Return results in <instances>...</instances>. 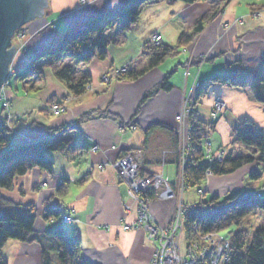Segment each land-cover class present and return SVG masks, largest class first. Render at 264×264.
<instances>
[{
	"label": "crops",
	"instance_id": "1",
	"mask_svg": "<svg viewBox=\"0 0 264 264\" xmlns=\"http://www.w3.org/2000/svg\"><path fill=\"white\" fill-rule=\"evenodd\" d=\"M47 1L49 8L45 10L44 18L33 20L27 26L29 32L36 33L27 44L26 55L29 60L41 51L56 46L63 31H79L84 20L92 16H113L129 2L99 0L91 6L79 8V0ZM224 1L226 0H204L194 4L176 1L169 4L164 0L144 5L140 20L132 31L120 38L119 31L113 29L114 32L109 35L108 55L104 60L96 58L87 68L77 66L76 76L88 73L91 75V92L72 95L67 86L53 75L50 67L41 74V81L34 77L35 79L25 83L16 81L10 86V97L17 115L16 129L25 131L32 140L43 139L50 130L54 131L65 124L73 123L78 126L75 131L61 132L55 138L73 141L74 145L65 154H49L54 164L52 173L39 168L32 169L16 179L17 186L13 190L1 191V195L13 203L33 205L36 208L37 233H47L56 227L54 221L47 222L44 219L46 204L62 205L64 215L70 214L78 221L65 224L66 232L80 234L83 255L90 263L151 264L154 245L147 235L134 230L122 233L118 227L122 214L120 199L125 196V186L116 184L113 169L96 168L100 163L118 159L124 152L141 151L144 157L142 171L145 174L159 173L174 185L178 171L174 116L181 108L182 99L213 74L225 72L227 65L234 61H240L242 66L253 70H264V9L261 18L253 19L249 0L246 4V0H229V5L222 9L219 17L189 45L187 53L174 56L176 59L168 57L157 68L135 80L125 78L101 86L99 79L105 73L122 68L129 62L134 63L136 69L147 65L150 50L146 47L149 48L150 35L160 32L163 44L175 45L178 35L198 17L208 13L212 2ZM177 4H182L179 10L175 7ZM242 6L247 9V14L236 15L230 11ZM163 11L168 12L169 19L161 21L158 26H152L151 18H159ZM144 16L149 19H143ZM241 17L245 18L243 22H235ZM230 22L233 26L225 29L224 24ZM177 24L181 26V30L173 43L167 36V30ZM208 53L212 56L219 55L211 67H206V63L198 69L193 64L187 76L178 74L177 82L172 84L170 91H159L135 114L145 92L159 84L172 69L184 63L190 55L197 59ZM41 62L49 63L48 60ZM208 90L197 112L202 119L213 123L209 137L212 153L230 144L235 128L245 118L257 123L264 134L263 103L241 89L214 84ZM33 93H38L34 100L30 99ZM216 97L227 102V109L218 120L211 115L213 99ZM65 98L68 111L57 119L46 122L51 117L46 111L51 101H64ZM1 115L0 110V117ZM13 140L19 139L15 137ZM95 147L98 148L96 151ZM250 166L256 168L255 165ZM241 174V170H237L231 175L209 177L203 185L204 189L211 195L244 189L238 180ZM61 179L67 183L62 194L57 191ZM73 188L83 190L74 196V203H65L61 197L68 196ZM175 203V198L154 200L151 204L153 216L162 224H168L175 210ZM187 203L194 204L188 193ZM4 248L2 255L9 264L41 263V246L37 244H22L10 240Z\"/></svg>",
	"mask_w": 264,
	"mask_h": 264
},
{
	"label": "trees",
	"instance_id": "2",
	"mask_svg": "<svg viewBox=\"0 0 264 264\" xmlns=\"http://www.w3.org/2000/svg\"><path fill=\"white\" fill-rule=\"evenodd\" d=\"M156 0H129L113 16H93L86 19L83 28L79 33L65 31L55 47L44 50L37 57L49 59L50 65L57 67L62 61H69L75 64H90L94 58L104 60L107 57L106 33L118 24L122 35L129 32L139 21V17L144 5L153 4ZM185 4H194L202 0H179ZM208 13L200 17L188 31H183L179 35L175 47L165 44H157L150 49V57L144 69L137 74L130 72L122 79H137L147 73V70L158 67L170 56H175L179 50L187 47L205 25L214 19L223 7V3L212 2ZM32 73L23 70L18 74V79H27ZM60 82L74 95H81L84 92L85 84L90 82L89 76L78 78L74 74V65L63 66L56 73ZM167 75L162 82L145 94L141 103L148 100L159 92V90L169 91L171 85ZM209 84L219 83L230 87L247 89L250 83L257 84V88L262 84V88L254 93L253 98L264 103L263 92L264 79L256 77L239 63L227 66V70L221 74H213L208 80ZM197 93V98L201 99L207 94V90L202 84ZM191 153L186 176L189 186L195 187L206 180L207 173L214 176H227L237 171V169L259 160L264 164V134L258 130L257 126L249 120L241 123L235 142L245 150V154L229 155L224 160H210L205 153L204 140L211 131L213 124L202 119L198 113L194 112L191 118ZM71 129V125H65L54 131ZM9 134L0 121V264H8L3 258V247L9 240L21 243H40L42 246L41 264H95L86 260L82 253V244L79 234H67L61 223L63 211L60 206L49 207V203L44 208L45 220H52L56 227L48 231L45 236L37 235L34 230L36 215L33 205H20L13 203L1 195V191L13 190L14 181L29 173L32 169L39 168L43 171L52 172L53 161L49 153H64L72 147L73 141H51L49 139L40 140L34 143L23 144L8 148L11 145ZM252 179L259 180L262 172L255 171L251 175ZM65 188L58 190L60 194ZM226 197H212L205 202L201 201L196 205L188 206L185 214L186 240H193L194 226L202 234L210 232L222 233L231 239L230 255L222 264H264V225L250 232V226L246 223L250 217H255L261 212L264 214V197L254 198L253 192H238L227 194ZM219 205L217 212H214L216 205ZM52 237L55 243L47 241ZM48 237V238H44Z\"/></svg>",
	"mask_w": 264,
	"mask_h": 264
},
{
	"label": "rangeland",
	"instance_id": "3",
	"mask_svg": "<svg viewBox=\"0 0 264 264\" xmlns=\"http://www.w3.org/2000/svg\"><path fill=\"white\" fill-rule=\"evenodd\" d=\"M97 1H99V0H95L94 3H96ZM158 1L160 2V1H164V0H156L155 2H158ZM165 1H167L169 4H174L176 1H179V0H165ZM202 1H204V0H202ZM230 1L229 0H226V1L223 2L224 5L221 8V10L219 11V14L222 12V9L223 8H226L229 5ZM249 1H250L249 3L252 5L251 17L253 19H259V18H261L262 15H263L262 10L264 9V2H263L264 0H249ZM179 2H181V1H179ZM198 2H200V1H198ZM94 3H89V0H79V8H82L81 6H83V7L91 6V4H94ZM244 3L246 4V3H248V1L246 0V2H244ZM82 4H84V5H82ZM141 13H142V11H141ZM219 14H217V16L214 19H212L211 21H209V23H207L205 25V28L208 25H210L213 21H215V19H217L219 17ZM44 16H45V14H43L40 17H43L44 18ZM140 16H141V14H140ZM199 18L200 17H198V19ZM36 19H39V17L36 16L35 19L29 20L24 26H21L18 30H16L12 34V36L10 38V44H9V47H8V49H10L13 45L16 47V50L12 54V59H11V61L9 63V66H8L9 67V70H8L7 78H6L5 82L2 84V86L0 87V110H1V114H2L1 117H0V121L3 122L5 130L9 134L10 141H12V142L14 141L13 142L14 145L11 144L8 148H11L12 146L15 147V146H19V145H23V144H29V143H34L36 141H39V140H36V141L35 140H32L25 131H22L21 132L20 130H17L16 129V126H15L16 120L15 119H16L17 115H15L14 109H13V107H14L13 99L10 97V92H11L10 86L14 82H16V81H18V82H24L25 83V82H27V81H29L31 79H35L34 77H36V79H38L39 81H41L40 80L41 77H42L41 74H44V71H45V69L47 67H50L53 75H55V77H57L56 73H57L58 70H60L64 65L71 64V65H74V74L76 75V71L75 70H76L77 66L82 65V66H84V67L87 68V66H89L94 61L93 60L90 64L85 65V64H75L74 62L71 63V62L65 60V61H62V63H60V65L56 69L54 67V65H50V63L46 64L44 62H41V61H44V60H48L49 61V59H47V58H40V60H37V57L40 54H38L37 56H35L34 58H32V59L29 60V58H28V56L26 54H27V46H28L27 44H28V41L31 38L29 37L30 34H29L28 29H27V26H28V24L31 21L36 20ZM244 19L245 18H242L241 17V19L236 20L235 22L241 23V22H243ZM196 21L193 24H190L188 26V28L187 29H184L183 31H188L191 28H193V25L196 23ZM232 26L233 25H232L231 22L230 23H227V24H224L225 29H229ZM82 28H83V26H82ZM114 28H116L119 31V37L120 38H122L125 35V33H124V35H122L121 31L119 30L118 24H115L114 27L112 29H110L106 33V35H107L106 36V39L108 41V44L110 43V37H109V35H111V33L114 32V30H113ZM133 28H132V30H133ZM205 28L203 29V31L205 30ZM81 30L82 29H80L79 31H76V32L74 31V32L75 33H79ZM65 31L73 32L72 30H69V29H67ZM65 31H63V33ZM63 33H61V35ZM201 33L202 32H200L199 35ZM61 35L59 37V40L61 38ZM199 35H197V36H199ZM197 36H196V38H198ZM196 38L194 40H196ZM148 39H149V48L150 49L153 48V47H155V46H157V44H163V42H162L163 39H162V35H161L160 32L153 33L152 35H150V37ZM178 39H177V42H178ZM59 40H58V42H59ZM177 42H176V44H177ZM176 44L175 45H170V46L171 47H175ZM189 45L187 47H184L181 50H179L178 53L175 56H179V54H181L182 52L187 53V51L189 49ZM107 47H108V45H107ZM146 48L148 50H150L148 48V46ZM106 52H107V49H106ZM107 55H108V52H107ZM186 56H189V55H186ZM218 56H214V55L212 56V54L208 53V54H203L200 57H198L197 59H195V58H193L190 55L189 57H187V60L184 63H181V64H179V66H176L174 69H172L173 71H171L169 73V74H171V77L169 78V82H171L170 80L172 78H174L173 75H176V74H179L180 73L183 77L187 76L188 71L190 70V67H192L193 64H195V66L198 67V69H200L201 66L204 65V64H206V63H207L206 64V67L207 66L211 67V64L213 63L214 59L216 57H218ZM96 58H94V59H96ZM174 58L176 59L177 57H174L173 56V59ZM197 60H199V61H197ZM236 62L239 63L242 66V63L240 61H234L232 64H228L227 66H232ZM38 63H40V64L42 63V64L41 65H38ZM145 66H143L142 68H137L136 69L135 64L129 62V63L126 64V66H124L122 68L115 69V71H111L109 73H105V75H103L101 78L104 79V80L105 79L106 80L109 79V81H110L109 83L115 82V81L121 80L124 76H126L130 72H132V74H137L139 71H141L142 69H144ZM242 67H245L246 69H251V68H248L246 66H242ZM155 68H157V67H155ZM155 68H153V69H155ZM153 69H150V70H153ZM23 70H29V71H31L32 75H31V77H29L27 79H24V80L23 79H20L19 80L17 76ZM251 70H252V73H255V76L256 77H260V78L264 79V70L261 71L260 69L258 70L257 68L256 69L254 68V70L253 69H251ZM148 71L149 70H147V72ZM169 74H167V75H169ZM217 74H221V73H217ZM84 76H89L90 82L87 83V84H85L84 92L81 95L85 94L86 92L93 91L92 90L93 89V85L91 84V75L88 73V74H85ZM84 76H76V77H78V78H84ZM141 76H143V75H141ZM166 76H164V78ZM208 80H206V81H204V82L201 83V85L203 84L204 87L206 88L207 94H208V91H209L208 89L212 85H214V84L221 85L219 83L209 84L208 83ZM157 85H159V84L154 85L149 90H151L152 88L156 87ZM200 86H197V87L195 86V88L192 90L191 94L189 93L186 97H184L182 99L181 108L179 109L178 113L174 116V123H176L175 134H177L176 140H175V145H176L175 146V151L176 152L178 151V153H181L182 155L185 154V152L188 151L187 150L188 144H187V140H186V135L190 131L189 126H190V124H192L191 123L192 115H193L194 112L198 113L197 112V108L201 104L202 98H204V96H206V95H204L201 99L197 98L198 97L197 96V93L199 91L198 89H199ZM221 86H223V85H221ZM224 86H227V85H224ZM228 87H230V86H228ZM258 87L259 88H262V84H260ZM171 88H173V85H172ZM259 88H257V84L254 83V85H253V83H250L249 87L246 89L247 90L246 92H248L250 94V96L253 98L254 93H256L259 90ZM36 89H39V88L36 87ZM236 89H239V88H236ZM159 91H165V90H159ZM147 92H145V94H147ZM260 92H263V96H264V88L262 90H260ZM157 94H159V92ZM157 94H155L154 96H156ZM144 96H143V98H144ZM154 96H152V97H154ZM152 97H150V98H152ZM143 98L138 103L139 106H138V109L135 112V114L138 113L139 110L141 109V107L145 104V102L149 100L148 99L145 102L141 103V101L143 100ZM213 100L214 101H213V106H212V109H211V115H212V117L215 120H218V119L221 118V116L224 113V111H226L227 105H225L224 109H222L223 106H220L221 104H218L219 102L220 103L222 102L221 98L216 97ZM223 103L227 104L226 101L223 102ZM260 103H263V102H260ZM46 111L49 112V114L51 116H54V115H57V114L64 115V113H66L68 111V107H67V103H66V98L64 99V101H61V100H59V101H55V100L51 101V103L47 107ZM181 115H183L186 119H184V117L183 118H179V116H181ZM245 120H249L251 123H253L255 126H257L258 130H260L262 132L261 128L259 127V125L257 123H255L251 119L245 118L235 128V133H234L233 138L230 141V144L226 145L223 148L221 147L220 149L216 150L214 153H212L211 150H210V152L208 154L206 153L208 155V158L210 160L217 159L219 161H222L227 156H229L231 154L232 155H236V154H240L241 153L242 155L243 154L247 155L248 152H246L245 150H243L240 147V145L237 142H235L236 135L239 132L238 129H239L241 123L244 122ZM77 124H79V123H77ZM65 125H71V129L62 130V131H51L50 130L49 134H47L46 137H44V138H48V139H50L51 141H54V142L55 141H64V140H57L55 138L58 137V134H60L61 132L75 131L76 130V127H78L76 124H73V123H71V124H65ZM61 127H64V126H61ZM61 127H59V128H61ZM208 132H209L208 133V136L205 139H209V137H210V131H208ZM15 137H18L19 140H16V141L13 140ZM97 149L98 148L95 147L94 148V151H96ZM68 150H70V149H68ZM68 150H66V152ZM66 152H64L63 154H65ZM1 153H2V150L0 149V154ZM124 153H127V152H124ZM124 153H122L118 157V159H116V161L114 163H111V164L109 163V167L106 166L105 168H111V169H113L114 174L117 175L119 178L122 179V184L125 187L130 188L131 185H134V184H136V185L142 184V182L145 179H150V183L149 184L148 183H145V185L147 187L150 186L149 188H151V189L153 188L154 190L152 189L153 190V193H151L152 197L149 198L148 202L150 200H152V199L161 200V201L170 200V199H173L174 200V198L176 199V203H175V206H174L175 210L173 212V215L171 217V220L169 221V223L165 227L167 231H168L169 228L171 229L172 227H173V230L174 231L175 230L176 231L178 230L174 234V236L171 234V236H170L171 238H168V241H170L172 243V245H167L166 244L167 246L163 247V245L160 243L159 239L156 238L157 236H155V239L154 240H152L153 238H150V240H149V241H153L155 243V245H154V249L155 250H153V252H154L153 254H154V257H155L156 260H152L153 261V264L154 263L164 264L163 260H164V257L167 255L166 254V251L173 252V249L174 248H177V247H178V249H180L179 244L181 243V240L178 239V237H176L175 235L178 234V233H180V232H183V230H184L183 229L184 228V225H185V219H184V217H185L186 211L188 210V207L187 206H189V204L187 203V200H186L187 198L185 197L187 195H184V191L182 190V187L179 186L180 183H181V179H180V176L178 175V173L176 175L177 176V180L175 182L176 185L175 184L172 185L164 177H162V175L159 174V173L145 174L142 171L141 165L144 162V157H143V154H142L141 151H136V152H133V153L130 152V153H127L126 156L124 155ZM184 160H185V158H184ZM107 165H108V162H107ZM121 165H122V167H125L126 168L125 172H119L120 171V168L119 167ZM238 170H241V172L243 173V174L240 175V177H239L240 179L238 178V180H239V182H241L240 183L241 184V188L243 187L244 189H241V190H238V191H233V192L227 191L225 193H221V194H217V195H211V194H208L209 192H207L203 188V186L200 184L198 186L189 188L188 191H187V193L190 195V197H192V199L194 201V204H190V206L196 205V203H199L201 201H204L205 202L207 199L212 198V197H217L218 196L221 199V197L228 196L227 194L238 193V192H249V191H251L254 194V198H260L261 196H264V194H262V192L264 190V165H263V163L261 164V166H258V168H255V169L252 168L250 165H245V166L239 168ZM255 170L262 172V177L259 180H254L253 181L251 175L255 172ZM52 172H49V173H52ZM209 177H216V176L210 175L209 173H207L206 179H208ZM221 177H223V176H221ZM167 184L172 185L174 187V189L171 188V187H169ZM60 185H61V187H59L58 190H60L63 186H64V188H66L67 183H66V181L64 179H61L60 180ZM128 185H129V187H128ZM14 186H17L16 180L14 181ZM153 195H155V196L153 197ZM141 196L142 195L139 196L140 199H141L140 209L146 211L147 214H148L147 217L148 218H151V215H153V213H152V209H150L149 206H151L152 203L146 205L148 203V202H146V203L143 204V200L144 199H143V196L142 197ZM218 206H219L218 204L216 206H214L215 207L214 212H217L218 211V209H219ZM145 208H147L148 211L145 210ZM149 210H150V212H149ZM138 211L139 210L137 209L136 212H138ZM136 217L137 216H135V218ZM135 218H134V223H137L138 221H136ZM182 220H183V227L182 228L181 227L177 228V224L178 225H181ZM75 222H78V221L75 220ZM246 224L248 226H250V232L252 233L253 231H255L258 228V226H263L264 225V214L261 212L259 215L255 216V217H250V219H248V222ZM154 227L160 228L159 226H157V225L154 224V226L150 229V231H153V233H151V236L152 237H154L153 235L155 233V230L153 229ZM196 228H197V225L194 226V229H195L194 232L198 233V235L197 236H194L195 238L193 240H186V237L184 235H182L181 238H182V241L184 242V249H183L184 251L187 252L188 251L187 249L189 247V244H191L190 245L191 247L196 246V247L193 248V250H194L193 253L194 254H197L198 257H201V255L203 254L202 251L204 249L203 248L204 246L208 248V246H207L208 244L210 246L215 244V247H209L208 250L205 249V250H207L206 251V256L209 255V253H211L212 251H214V253L218 254L219 251H218V249L216 247V244H221V246L223 248H220V249L222 250L223 254L230 255V252H231V249L229 247L230 246V243L227 242V241H229V242L231 241L230 238L229 239L218 238L217 236H219L220 233H216V232H210V233H208V235L207 234H202L201 231L199 229H196ZM128 230L131 231V229H128ZM160 230H162V228H160ZM164 230H162V231L164 232ZM219 240H221L222 242H219ZM22 244H25V243H22ZM29 244H33V243H29ZM225 244H228V245L225 246ZM210 248H213V250L210 249ZM196 249H198V250H196ZM199 249H201V250H199ZM164 252H165V255H164ZM198 253H201V254L199 255ZM157 255H159V256H157ZM222 255H221V258H222L223 261H225L228 256L225 257V256H222ZM177 256L180 257L179 255H176V257ZM156 257H158V258H156ZM183 258L185 259V257H183ZM183 260L182 259H180V260L177 259L176 262L178 264H186ZM199 260L200 259H198V261ZM201 260L202 261H200V264H216L217 263L216 261L215 262H213L211 260L207 261V260H205V258L204 259H201Z\"/></svg>",
	"mask_w": 264,
	"mask_h": 264
},
{
	"label": "bare ground",
	"instance_id": "4",
	"mask_svg": "<svg viewBox=\"0 0 264 264\" xmlns=\"http://www.w3.org/2000/svg\"><path fill=\"white\" fill-rule=\"evenodd\" d=\"M48 5V4H47ZM82 5H84V4H82ZM81 7H83V6H81ZM46 9H44V14L46 15V11H45ZM93 17V16H92ZM39 18H40V16H39ZM41 18H43V17H41ZM84 22H85V20H84ZM29 37L32 39L33 37H35L36 36V33H33V32H29ZM180 35V34H179ZM28 37V38H29ZM179 37V36H178ZM47 49H49V48H47ZM46 50V49H45ZM44 51V50H43ZM43 51H41V52H43ZM149 59V58H148ZM148 59H147V61H148ZM148 63V62H147ZM237 63V62H236ZM235 64V63H234ZM65 66V65H64ZM250 72H252V70L251 69H248ZM173 79H171L170 81L171 82H169L170 83V85L171 84H174L175 82H177V78H178V74H176V75H173ZM110 81H109V79H102V78H100L99 79V84L101 85V86H105V85H107L108 83H109ZM162 82V81H161ZM172 86V85H171ZM239 89H241V90H243V91H247L245 88L244 89H242V88H239ZM170 91V90H169ZM207 95V94H206ZM254 99H256V98H254ZM222 100V99H221ZM223 102H225V100H222V102L220 103H218V104H221L220 106H223L222 107V109H224V107H225V105H227V104H225V103H223ZM227 108V107H226ZM184 116L183 115H181V116H179V118H183ZM184 119H186L185 117H184ZM213 124V123H212ZM189 129H190V131H189V133H187V135H186V140H187V144H188V148H187V152H185V154H181V153H178V151L176 152V155H177V166H178V171H177V173H178V175L180 176V179H181V183H180V187H182V190L184 191V195H187V191H188V189L189 188H191V186H189V183H188V181H187V176H186V170H187V166H188V163L190 162V160H191V158H190V153H191V150H192V148H191V129H192V124H190V126H189ZM62 133H65V132H62ZM44 139H48V138H44ZM44 139H41V140H44ZM50 140V139H49ZM36 141V140H35ZM40 141V140H39ZM37 142V141H36ZM11 144L12 145H14V143L13 142H11ZM74 144H73V142H72V146H73ZM204 146H205V153H209L210 152V150L212 151V148H211V146H212V143L210 142V140L209 139H205L204 140ZM57 153H59V152H57ZM49 154H51V153H49ZM124 155L126 156L127 155V153H124ZM180 155V156H179ZM184 158H185V160H184ZM116 160H114V161H112V162H109L110 164L111 163H114ZM257 162V163H256ZM109 163H108V165H107V162L106 163H100V164H98V166H97V168L96 169H100V170H102V169H104L106 166L107 167H109ZM255 164V166H256V168H258V166H261V164H262V162H260L259 160L257 161V160H255V161H252L251 163H248L247 165H254ZM264 165V164H263ZM120 168V171L119 172H125V170H126V168L125 167H122V165L119 167ZM238 170V169H237ZM257 170V169H256ZM255 170V171H256ZM130 171V170H129ZM237 172V171H236ZM180 173V174H179ZM235 173V172H234ZM234 173H232V174H234ZM154 174V173H153ZM209 174H210V172H209ZM211 175V174H210ZM229 175H231V174H229ZM114 179H116V184L117 185H121L122 184V179L121 178H119L117 175H114ZM253 181H254V179H252ZM206 182V180L204 181V182H202L201 183V185L203 186L204 185V183ZM62 185V184H61ZM61 185H60V187H61ZM123 185V184H122ZM169 187H171V188H173L174 189V187L172 186V185H170V184H167ZM176 185V184H175ZM167 186V187H168ZM62 188H64V186L62 187ZM203 188H204V186H203ZM125 189H126V192H125V196H122V198L120 199V206H121V211H122V214H121V219H120V221H118L119 223H118V227H119V229H120V231L123 233V232H128L129 230L128 229H131V231H139V232H142V233H145L146 235H147V238L150 240V235H151V232L152 231H150V229L154 226V224L155 225H157V226H159L160 228H162V230H164V232H166V234L167 235H171L172 234V230L169 228L168 229V231L166 230V226H167V223H165V225L164 224H162L159 220H157L156 218H155V216H153V215H151V218H148L147 216H148V214H147V212L146 211H144V210H141L140 209V203H141V199H140V195H142L143 196V204L144 203H146V202H148V200H149V198H151L152 197V195H151V193H153V190L151 189V188H149V187H147V188H142V189H137V188H134V187H131V189L130 188H127V187H125ZM262 194H264V190H263V192H262ZM141 196V197H142ZM155 195H153V197H154ZM186 198H187V196H185ZM261 197H264V196H261ZM155 199H152V200H150L146 205H148V204H151L153 201H154ZM187 200V199H186ZM58 206H60L61 208H62V211L64 210V208H63V206L62 205H58ZM57 206V207H58ZM145 206V205H144ZM190 206V205H189ZM49 207H53V206H49ZM188 207V206H187ZM148 208V207H147ZM147 208H145V210H147ZM149 208L151 209V206H149ZM137 209L139 210L138 212H136L137 211ZM148 211V210H147ZM149 212H150V210H149ZM35 213H36V208H35V212H34V215H35ZM63 213V212H62ZM44 214V213H43ZM135 216H137L136 218H135ZM134 218H135V220L136 221H138L137 223H134ZM44 219H45V215H44ZM133 219V220H132ZM45 221H47V220H45ZM50 221H52L51 219H50ZM48 222V221H47ZM69 222H75V220H74V218L69 214V215H64V213H63V216H62V220H61V223L63 224V227H64V225L65 224H69ZM55 223V222H54ZM35 225V224H34ZM160 228H157L156 230H155V233H154V235H157V238H159L160 237V235H161V237H162V231L160 230ZM64 229H65V227H64ZM127 229V230H126ZM184 230H183V232H180V233H178L177 234V237H178V239H180L181 240V243L179 244V246H180V249H178V247L177 248H174L173 249V252H169V251H166V256L164 257V260H163V262H164V264H177V262H171V261H168L169 260V257H176L175 255H179L180 257H178L177 259L178 260H180V259H184L183 257H185V254H186V252L183 250L184 249V242L182 241V235H184L185 237H186V229H185V227L183 228ZM197 229V228H196ZM34 230H35V226H34ZM66 230V229H65ZM193 232V236H197L198 235V233H196V232H194V231H192ZM35 233L38 235H42V236H45L44 234H46V233H41V232H36L35 231ZM78 234V232H74V233H72V235L73 234ZM68 234V233H67ZM70 235V234H69ZM80 235V234H79ZM172 235H174V234H172ZM218 238L219 237H221V238H225V239H229L228 237H226V236H224L222 233H220V235L219 236H217ZM44 238H46V237H44ZM80 238H81V236H80ZM162 239V238H161ZM153 240V239H152ZM166 241H167V245H172V243L170 242V241H168V238H166L165 239ZM10 241V240H9ZM11 241H14V240H11ZM47 241H50L51 243H55V241L52 239V237H50L49 236V238H48V240ZM15 242H19V241H15ZM153 242V241H152ZM228 243H230L229 241H227ZM19 243H21V242H19ZM27 244H29V243H27ZM33 244H37V245H39V246H41V244L38 242V243H33ZM153 245H155V243L153 242ZM166 245V246H167ZM208 246V248L209 247H215L214 245H207ZM230 247V246H229ZM210 249H212L213 250V248H210ZM153 250H155V249H153ZM82 253H83V246H82ZM164 255H165V252H164ZM157 256H159V255H157ZM197 256V255H196ZM196 256H195V258H196ZM223 256V255H222ZM227 256H229V255H227ZM41 257H42V246H41ZM156 258H158V257H156ZM191 257H189V259H190ZM152 260H156L155 259V257H154V254L152 255V257H151V259H150V263L151 264H153V261ZM174 260V259H173ZM205 260H207V261H209V260H211V261H213V262H217L216 264H222L223 263V260H222V258H221V256H219L218 254H216V253H214V251H212L211 253H209V255H207V256H205ZM41 261H42V258H41ZM175 261V260H174ZM184 261V260H183ZM196 262H198L199 263V261L196 259L195 260ZM210 261V262H211ZM92 263H94V262H92ZM41 264V263H40ZM95 264H97V263H95ZM154 264H157V263H154Z\"/></svg>",
	"mask_w": 264,
	"mask_h": 264
},
{
	"label": "water",
	"instance_id": "5",
	"mask_svg": "<svg viewBox=\"0 0 264 264\" xmlns=\"http://www.w3.org/2000/svg\"><path fill=\"white\" fill-rule=\"evenodd\" d=\"M47 0H0V87L5 82L16 47L8 49L12 34L29 20L42 16Z\"/></svg>",
	"mask_w": 264,
	"mask_h": 264
},
{
	"label": "clouds",
	"instance_id": "6",
	"mask_svg": "<svg viewBox=\"0 0 264 264\" xmlns=\"http://www.w3.org/2000/svg\"><path fill=\"white\" fill-rule=\"evenodd\" d=\"M95 0H89V3H94ZM118 2V0H117ZM177 8V10H179L180 7H182V4H177L175 6ZM159 10V9H157ZM230 11L234 12L236 15H244L247 14V9H245L243 6L241 8H236V9H230ZM143 19H149L148 16H144ZM152 26H158L161 21L167 20L169 19L168 16V12L167 11H163L162 14L159 16V18L156 17H152ZM181 30V26L180 25H175V26H170V28L167 30V36L168 38L171 39V41L174 43L175 42V37L176 35L179 33V31ZM23 95V94H21ZM38 95V93H33L30 97V99H35V97ZM60 114L54 115L49 117L46 122H50L51 120H55L58 118ZM87 185H85L86 187ZM83 189H79V188H73L71 189V192L68 196H64L61 197V199L65 202V203H74V196L82 191Z\"/></svg>",
	"mask_w": 264,
	"mask_h": 264
},
{
	"label": "built area",
	"instance_id": "7",
	"mask_svg": "<svg viewBox=\"0 0 264 264\" xmlns=\"http://www.w3.org/2000/svg\"><path fill=\"white\" fill-rule=\"evenodd\" d=\"M132 174V173H131ZM135 175V174H134ZM145 183H150V179H145L143 182H142V184H138V185H136V184H134V185H131L130 186V189H131V187H134V188H137V189H142V188H147V186L145 185ZM128 187H129V185H128ZM148 187H150V186H148ZM142 207V206H141ZM179 227H183V220H182V223H181V225H178L177 224V228H179ZM176 228V229H177ZM180 228V229H181ZM154 230H156L157 228L156 227H154L153 228ZM172 229V234H175L177 231L175 230H173V227L171 228ZM162 231V230H161ZM151 233H153V231L151 232ZM154 237H152L151 235H150V237L151 238H153V240L155 239V236H157V235H153ZM171 235H167L166 234V232H163L162 231V237H161V235H160V237L159 238H157V239H159V241H160V243L163 245V247H165L166 246V244H167V241L165 240L166 238H171L170 237ZM174 236V235H173ZM176 237H177V234L175 235ZM162 238V239H161ZM219 238H221V237H219ZM219 242H222L221 240H219ZM191 244H189V247H188V251L186 252V254H185V259H184V262L186 263V264H200V261H202L201 259H204L205 258V256H206V251L208 250V248L207 247H203L204 249H203V254L201 255V257H198V256H196L197 254H194L193 253V248L194 247H196V246H194V247H191L190 246ZM228 244H225V246H227ZM214 246H215V244H214ZM216 247H217V249H218V251H219V253H218V255L219 256H221L222 254H223V252H222V250L220 249V248H223L222 246H221V244H216ZM205 249H207V250H205ZM196 250H198V249H196ZM199 250H201V249H199ZM199 255L201 254V253H198ZM176 256V255H175ZM195 256H196V258H195ZM223 256H225V257H227V254H223ZM189 257H191L190 259H189ZM170 259H169V261H171V262H176L177 261V258H178V256L177 257H169ZM175 261H174V260ZM198 260V259H200L199 260V263L198 262H196L195 260ZM178 264V263H177Z\"/></svg>",
	"mask_w": 264,
	"mask_h": 264
}]
</instances>
